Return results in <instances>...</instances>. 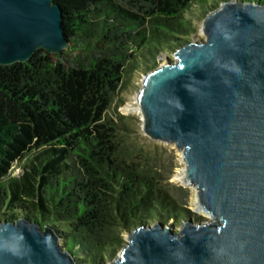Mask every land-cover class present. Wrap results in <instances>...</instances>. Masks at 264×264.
Here are the masks:
<instances>
[{"label": "water", "instance_id": "obj_1", "mask_svg": "<svg viewBox=\"0 0 264 264\" xmlns=\"http://www.w3.org/2000/svg\"><path fill=\"white\" fill-rule=\"evenodd\" d=\"M62 22L55 0H0V66L63 53ZM203 33L144 76L137 101L211 218L140 223L109 264H264V0H223ZM79 262L52 225L0 219V264Z\"/></svg>", "mask_w": 264, "mask_h": 264}, {"label": "trees", "instance_id": "obj_2", "mask_svg": "<svg viewBox=\"0 0 264 264\" xmlns=\"http://www.w3.org/2000/svg\"><path fill=\"white\" fill-rule=\"evenodd\" d=\"M55 1L71 42L63 53L74 55L75 66L43 49L0 66L2 219L26 211L42 226L63 223L65 247L77 257L114 256V226L178 221L184 212L121 156L116 124L105 114L129 60L152 41L189 31L181 12L194 0ZM31 150L34 164L6 186L2 179Z\"/></svg>", "mask_w": 264, "mask_h": 264}, {"label": "rangeland", "instance_id": "obj_3", "mask_svg": "<svg viewBox=\"0 0 264 264\" xmlns=\"http://www.w3.org/2000/svg\"><path fill=\"white\" fill-rule=\"evenodd\" d=\"M223 0H200L192 1L181 13L187 22L188 32L173 33V37L163 38L162 41H152L145 45L143 52H138L135 59L129 60L125 65L124 78L119 89L113 95L112 102L107 108L106 118L112 119L115 124V134L119 145V152L128 162H131L138 169V172L146 173L154 178L158 186L164 189L183 209V215L176 221L173 217L168 218L163 223L174 222L175 230H178L182 222L188 217L201 221L202 213L196 211L195 204L197 200V189L194 185L183 184L176 180L177 176L186 165L183 160V152L178 149L175 144L158 141L150 138L143 131V117L138 106L137 95L142 87L144 76L151 70L157 68L166 59L173 61L175 59L174 52L176 49L187 42L192 41L194 37L204 39L203 22L206 16L215 10ZM142 53V54H141ZM74 55H66L62 53L59 57L60 61L67 66H75ZM136 107L137 110L126 113L125 106ZM37 151H29L19 160L15 161L10 169L9 174L2 179L5 185L12 178L22 176L25 171L34 164ZM4 214L0 210V219ZM17 217H27L26 211H17ZM206 217V216H205ZM158 219H149L147 223L153 224ZM53 226V224H50ZM63 226V227H62ZM134 227L124 228L122 226H114L111 234L117 238L120 243L113 245L108 250H115L114 256L106 253H99V256H78L80 264H109L114 257L119 255L121 249L128 240L129 231ZM55 229L64 230L61 235V244L65 245V234L69 232L63 223H55ZM59 233V232H58ZM118 245V246H117Z\"/></svg>", "mask_w": 264, "mask_h": 264}, {"label": "bare ground", "instance_id": "obj_4", "mask_svg": "<svg viewBox=\"0 0 264 264\" xmlns=\"http://www.w3.org/2000/svg\"><path fill=\"white\" fill-rule=\"evenodd\" d=\"M134 110H137V108L130 106V105L124 107V111L126 113H128L130 111H134ZM185 172H186V170L183 169L177 176H175V178L177 181L182 182L183 184H188V179L185 176ZM195 208H196L197 212L204 214L208 218H211V215L209 214V212L204 210L202 205L198 202V199L196 200Z\"/></svg>", "mask_w": 264, "mask_h": 264}]
</instances>
